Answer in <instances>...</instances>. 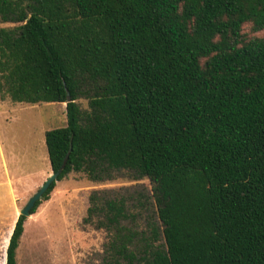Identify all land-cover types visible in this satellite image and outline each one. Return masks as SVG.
<instances>
[{"label": "trees", "instance_id": "trees-1", "mask_svg": "<svg viewBox=\"0 0 264 264\" xmlns=\"http://www.w3.org/2000/svg\"><path fill=\"white\" fill-rule=\"evenodd\" d=\"M0 24V100L65 104L56 182L150 183L89 195L103 264H264V0H0Z\"/></svg>", "mask_w": 264, "mask_h": 264}, {"label": "rangeland", "instance_id": "rangeland-1", "mask_svg": "<svg viewBox=\"0 0 264 264\" xmlns=\"http://www.w3.org/2000/svg\"><path fill=\"white\" fill-rule=\"evenodd\" d=\"M13 24H0L12 28ZM86 109V101H78ZM64 104H22L0 100V264L19 211L52 171L44 144V133L65 126ZM143 186L148 180L92 183L84 175L71 173L55 183L49 199L25 218L16 249V264H103L106 236L103 231L81 225L93 191Z\"/></svg>", "mask_w": 264, "mask_h": 264}, {"label": "water", "instance_id": "water-1", "mask_svg": "<svg viewBox=\"0 0 264 264\" xmlns=\"http://www.w3.org/2000/svg\"><path fill=\"white\" fill-rule=\"evenodd\" d=\"M67 96V103L70 102V97L69 94L67 92L66 94ZM71 152V146L69 147V150L67 152V154L65 155L63 162L60 166V168L56 171V172H52L51 175L45 180V182L41 185V187L37 190V192L31 196L27 203L24 205V207L19 211V216H23L25 218L30 217V211L32 210V208L34 207V205L41 200L43 194L46 192V190L48 189V187L53 183L56 182L58 176L61 174V172L63 171L66 162L68 160L69 154Z\"/></svg>", "mask_w": 264, "mask_h": 264}, {"label": "crops", "instance_id": "crops-1", "mask_svg": "<svg viewBox=\"0 0 264 264\" xmlns=\"http://www.w3.org/2000/svg\"><path fill=\"white\" fill-rule=\"evenodd\" d=\"M64 107H65V104H64Z\"/></svg>", "mask_w": 264, "mask_h": 264}]
</instances>
